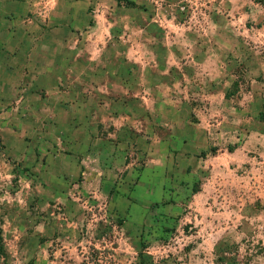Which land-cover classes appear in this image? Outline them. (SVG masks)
Listing matches in <instances>:
<instances>
[{"label":"crops","instance_id":"1","mask_svg":"<svg viewBox=\"0 0 264 264\" xmlns=\"http://www.w3.org/2000/svg\"><path fill=\"white\" fill-rule=\"evenodd\" d=\"M236 13V0H0L6 156L9 139L38 186L126 203L133 224L181 216L178 264H264L246 258L264 238V38L237 34Z\"/></svg>","mask_w":264,"mask_h":264},{"label":"rangeland","instance_id":"2","mask_svg":"<svg viewBox=\"0 0 264 264\" xmlns=\"http://www.w3.org/2000/svg\"><path fill=\"white\" fill-rule=\"evenodd\" d=\"M260 6L256 0H236L237 34L249 38L253 47L257 36L264 38V21L254 19L255 9L264 12ZM9 142L6 156L0 137V264L179 263L174 260L179 252L169 246L179 245L181 216L133 224L126 203L90 198L93 193L83 186H38L36 174L9 154ZM259 239L263 244V235L251 238L247 259L264 255Z\"/></svg>","mask_w":264,"mask_h":264},{"label":"trees","instance_id":"3","mask_svg":"<svg viewBox=\"0 0 264 264\" xmlns=\"http://www.w3.org/2000/svg\"><path fill=\"white\" fill-rule=\"evenodd\" d=\"M256 2L264 8V0H256Z\"/></svg>","mask_w":264,"mask_h":264}]
</instances>
